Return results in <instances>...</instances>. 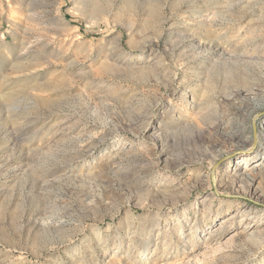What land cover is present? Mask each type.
<instances>
[{
	"label": "rangeland",
	"instance_id": "374dc122",
	"mask_svg": "<svg viewBox=\"0 0 264 264\" xmlns=\"http://www.w3.org/2000/svg\"><path fill=\"white\" fill-rule=\"evenodd\" d=\"M0 264H264V0H0Z\"/></svg>",
	"mask_w": 264,
	"mask_h": 264
},
{
	"label": "bare ground",
	"instance_id": "6f19581e",
	"mask_svg": "<svg viewBox=\"0 0 264 264\" xmlns=\"http://www.w3.org/2000/svg\"><path fill=\"white\" fill-rule=\"evenodd\" d=\"M258 140H259V136H258V134H256V137H255L256 143L258 142ZM256 157H257V154L255 151L253 153H249L248 155H246L244 160L253 161Z\"/></svg>",
	"mask_w": 264,
	"mask_h": 264
}]
</instances>
